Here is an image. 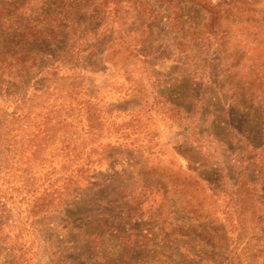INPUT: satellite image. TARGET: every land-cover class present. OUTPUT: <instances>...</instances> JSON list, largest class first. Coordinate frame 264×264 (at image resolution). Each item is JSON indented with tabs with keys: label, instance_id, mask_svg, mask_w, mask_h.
Returning <instances> with one entry per match:
<instances>
[{
	"label": "rangeland",
	"instance_id": "rangeland-1",
	"mask_svg": "<svg viewBox=\"0 0 264 264\" xmlns=\"http://www.w3.org/2000/svg\"><path fill=\"white\" fill-rule=\"evenodd\" d=\"M0 264H264V0H0Z\"/></svg>",
	"mask_w": 264,
	"mask_h": 264
},
{
	"label": "trees",
	"instance_id": "trees-1",
	"mask_svg": "<svg viewBox=\"0 0 264 264\" xmlns=\"http://www.w3.org/2000/svg\"><path fill=\"white\" fill-rule=\"evenodd\" d=\"M216 7H217V6H216ZM250 10H253V9H250ZM255 12H256V11H255ZM63 17H64V16H63ZM63 20H66L65 17L63 18ZM50 21H51L52 23H53V22L55 23V20H54L53 18L50 19ZM60 21H61V19L59 18V19H58V23H59V24H60ZM62 23H63V22H62ZM62 23H61V25H62Z\"/></svg>",
	"mask_w": 264,
	"mask_h": 264
}]
</instances>
